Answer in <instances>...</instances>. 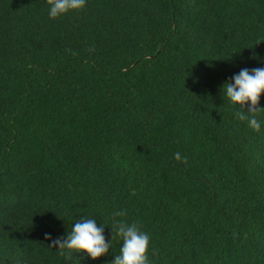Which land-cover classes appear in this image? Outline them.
I'll return each instance as SVG.
<instances>
[{
	"label": "trees",
	"instance_id": "trees-1",
	"mask_svg": "<svg viewBox=\"0 0 264 264\" xmlns=\"http://www.w3.org/2000/svg\"><path fill=\"white\" fill-rule=\"evenodd\" d=\"M48 8L0 0V264H107L110 225L96 260L51 244L116 210L151 264H264V126L221 91L264 67V0Z\"/></svg>",
	"mask_w": 264,
	"mask_h": 264
},
{
	"label": "clouds",
	"instance_id": "clouds-1",
	"mask_svg": "<svg viewBox=\"0 0 264 264\" xmlns=\"http://www.w3.org/2000/svg\"><path fill=\"white\" fill-rule=\"evenodd\" d=\"M46 3L49 5V19L83 11L87 6V0H46ZM221 91L229 108L234 110V117L260 133L264 126V119L258 118L264 116V107L259 106L261 95L264 94V67L241 69L222 85ZM174 158L182 159L179 152L175 153ZM125 215L123 210H116L111 214L109 224L99 225L95 218L81 215L67 235L53 240L51 246L65 259H71L73 253L83 252L87 258L96 260L109 254L112 247V239L106 240L104 235L105 225H110L112 233L115 231L122 243L119 254L113 255L107 264H151L148 255L150 235L138 223L120 219Z\"/></svg>",
	"mask_w": 264,
	"mask_h": 264
}]
</instances>
